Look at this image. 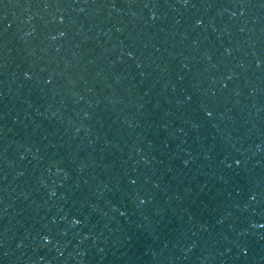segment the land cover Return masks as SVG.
I'll return each mask as SVG.
<instances>
[{
  "label": "water",
  "instance_id": "1",
  "mask_svg": "<svg viewBox=\"0 0 264 264\" xmlns=\"http://www.w3.org/2000/svg\"><path fill=\"white\" fill-rule=\"evenodd\" d=\"M0 264H264V0H0Z\"/></svg>",
  "mask_w": 264,
  "mask_h": 264
},
{
  "label": "snow or ice",
  "instance_id": "2",
  "mask_svg": "<svg viewBox=\"0 0 264 264\" xmlns=\"http://www.w3.org/2000/svg\"><path fill=\"white\" fill-rule=\"evenodd\" d=\"M188 0H184V3L187 4ZM129 55H131V53H129ZM237 163H239V161H236Z\"/></svg>",
  "mask_w": 264,
  "mask_h": 264
}]
</instances>
